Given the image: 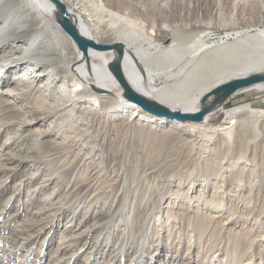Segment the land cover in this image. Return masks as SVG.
<instances>
[{
  "label": "rangeland",
  "instance_id": "1",
  "mask_svg": "<svg viewBox=\"0 0 264 264\" xmlns=\"http://www.w3.org/2000/svg\"><path fill=\"white\" fill-rule=\"evenodd\" d=\"M124 1L164 25L175 0ZM178 1L206 26L207 46L264 29V0ZM29 101L0 113V147L18 134L11 153L43 159L15 170L0 161V264H264V133L239 149L212 129L184 134L99 112L81 131L72 121L54 133L66 155L51 159L26 141L48 120L17 130ZM263 102L264 92L244 93L224 108ZM223 123L222 114L210 121Z\"/></svg>",
  "mask_w": 264,
  "mask_h": 264
},
{
  "label": "bare ground",
  "instance_id": "2",
  "mask_svg": "<svg viewBox=\"0 0 264 264\" xmlns=\"http://www.w3.org/2000/svg\"><path fill=\"white\" fill-rule=\"evenodd\" d=\"M59 1L84 38L99 46L122 45L118 63L125 83L171 112L193 114L199 109L202 96L217 86L264 74V29L246 32L230 43L207 46L203 40L206 26L197 19L192 18L191 22L184 18L178 12V0L167 15L169 24L164 25L160 20L155 23V10L140 12L127 5V12L124 0ZM55 12L48 0H0V113L19 112L14 106L20 107L29 99L26 108L31 111L30 116L17 130L22 133L24 128L29 130L49 121L43 133L29 134V140L22 136L30 141L35 154L50 155L51 159L66 155L64 150L55 148L59 144L50 137L54 133L65 134L74 126L72 121L77 123L78 131L83 130L90 122L89 116L99 112H111L108 114L120 115L119 118L129 114V120L141 121L144 126L167 124L184 134L212 129L220 136L221 144L226 143L223 139L227 136V143L239 149L252 134L264 133V107L246 104L224 108L235 95L264 92V83L238 91L201 123H179L149 115L123 100L122 86L108 69L118 55L93 48H87L83 54L57 25ZM162 79L164 83L155 85ZM216 114L224 115L226 123L212 127L210 121ZM122 122L126 124L127 120ZM232 127L233 137L229 138ZM17 136H11L0 147V161L7 166L4 169L42 162V158L33 161L32 155L11 153L17 142L9 140Z\"/></svg>",
  "mask_w": 264,
  "mask_h": 264
},
{
  "label": "water",
  "instance_id": "3",
  "mask_svg": "<svg viewBox=\"0 0 264 264\" xmlns=\"http://www.w3.org/2000/svg\"><path fill=\"white\" fill-rule=\"evenodd\" d=\"M48 1L54 5L57 25L73 40L79 51L85 54L87 48H93L102 51H114V53L118 55L116 62L109 64L108 69L122 86L123 100L125 102L133 103L149 115L179 123H201L207 115L223 106L238 91L259 83H264V74H253L244 78L234 79L217 86L202 96L199 102L200 107L195 113L182 114L181 112H171L158 103L139 95L125 83L118 63L119 57L123 52L122 45L113 44L112 46H99L92 41L87 40L79 33L74 20L71 19L66 7L62 3L59 0Z\"/></svg>",
  "mask_w": 264,
  "mask_h": 264
}]
</instances>
